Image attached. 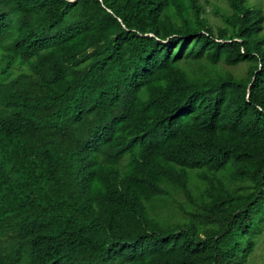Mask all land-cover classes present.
I'll return each instance as SVG.
<instances>
[{"label":"trees","instance_id":"trees-1","mask_svg":"<svg viewBox=\"0 0 264 264\" xmlns=\"http://www.w3.org/2000/svg\"><path fill=\"white\" fill-rule=\"evenodd\" d=\"M220 1L0 0V264H252L264 14Z\"/></svg>","mask_w":264,"mask_h":264},{"label":"rangeland","instance_id":"rangeland-1","mask_svg":"<svg viewBox=\"0 0 264 264\" xmlns=\"http://www.w3.org/2000/svg\"><path fill=\"white\" fill-rule=\"evenodd\" d=\"M212 3L214 5H218L220 6L222 9L224 8V5H223V2L220 1V0H212ZM259 5L261 6L262 10H263V14H264V0H259ZM210 8V7H209ZM214 18L211 17V22H214ZM263 31H264V23H263ZM3 62L0 60V70L1 68L3 67ZM182 201V199H180ZM262 247V246H261ZM264 257V247L263 248H260L256 253H255V256H254V259L252 261V264H260L262 259Z\"/></svg>","mask_w":264,"mask_h":264}]
</instances>
